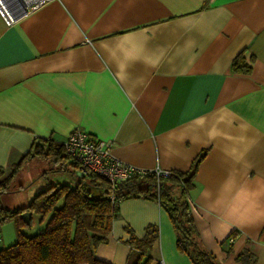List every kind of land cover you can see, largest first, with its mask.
<instances>
[{
    "label": "crops",
    "instance_id": "obj_1",
    "mask_svg": "<svg viewBox=\"0 0 264 264\" xmlns=\"http://www.w3.org/2000/svg\"><path fill=\"white\" fill-rule=\"evenodd\" d=\"M240 53L248 72L232 68ZM76 128L141 169L186 171L203 152L189 191L199 241L220 264H264V0H50L0 17V169ZM147 224L155 259L193 264L142 196L119 200L94 255L125 264L126 228L140 238Z\"/></svg>",
    "mask_w": 264,
    "mask_h": 264
},
{
    "label": "trees",
    "instance_id": "obj_2",
    "mask_svg": "<svg viewBox=\"0 0 264 264\" xmlns=\"http://www.w3.org/2000/svg\"><path fill=\"white\" fill-rule=\"evenodd\" d=\"M237 72H248L250 61L238 54L232 61ZM204 153H200L186 171L172 170L166 175L150 171L134 174L117 181L113 188L104 176L93 171L81 173L71 161L72 183H53L35 194L24 206L9 208L0 204V221L14 219L17 226L26 225L20 214L30 212L48 216L45 225L35 234H17L12 244L0 248V264H111L98 259L94 250L105 242L119 200L142 196L156 200L167 212L175 232V245L193 264H220L198 239L190 207L189 191ZM49 161L53 170H63V143L51 139L36 142L19 163L6 175L0 169V196L8 192V185L20 166L29 158ZM70 160V159H69ZM76 173V174H75ZM114 196V201L110 200ZM30 219V218H29ZM125 240L129 247L125 264H162L151 255L158 240L156 224H147L142 237L134 235ZM244 252L238 255L243 258Z\"/></svg>",
    "mask_w": 264,
    "mask_h": 264
},
{
    "label": "built area",
    "instance_id": "obj_3",
    "mask_svg": "<svg viewBox=\"0 0 264 264\" xmlns=\"http://www.w3.org/2000/svg\"><path fill=\"white\" fill-rule=\"evenodd\" d=\"M50 0H0V17L6 25H12ZM64 153L75 162L78 171L85 173L96 172L104 176L113 188L117 181H122L134 174H143L153 171L157 175H166L169 171L157 169L147 170L121 161L111 153V142L107 140L92 139L82 129L72 130L62 142ZM114 201V196L110 195ZM232 240V238H229Z\"/></svg>",
    "mask_w": 264,
    "mask_h": 264
},
{
    "label": "rangeland",
    "instance_id": "obj_4",
    "mask_svg": "<svg viewBox=\"0 0 264 264\" xmlns=\"http://www.w3.org/2000/svg\"><path fill=\"white\" fill-rule=\"evenodd\" d=\"M70 162H66V169L63 170H53L54 165L45 160L31 161L29 166L25 167L21 165L8 185L9 191L0 196V204L9 208L24 206L35 194L48 188L50 184L72 183L73 166ZM8 173L9 171L4 172L3 176ZM47 219L48 216L42 217L40 214L33 213L26 225L17 226L12 218L0 221V248L16 241L19 232L25 235L37 233Z\"/></svg>",
    "mask_w": 264,
    "mask_h": 264
},
{
    "label": "water",
    "instance_id": "obj_5",
    "mask_svg": "<svg viewBox=\"0 0 264 264\" xmlns=\"http://www.w3.org/2000/svg\"><path fill=\"white\" fill-rule=\"evenodd\" d=\"M20 216L26 221L29 222V218H30V212H23L20 214Z\"/></svg>",
    "mask_w": 264,
    "mask_h": 264
}]
</instances>
